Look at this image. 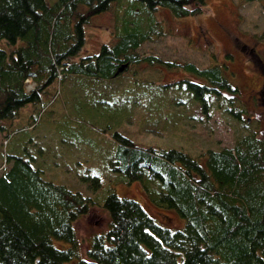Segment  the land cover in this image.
Instances as JSON below:
<instances>
[{
	"label": "trees",
	"instance_id": "obj_1",
	"mask_svg": "<svg viewBox=\"0 0 264 264\" xmlns=\"http://www.w3.org/2000/svg\"><path fill=\"white\" fill-rule=\"evenodd\" d=\"M205 5L206 0H0V133L6 139H0V264H264V137L254 128L245 127L230 146L201 151L202 160L112 131L108 168L125 182L139 179L154 206L173 208L183 218L179 226L156 221L133 197L109 189L95 199L45 176L39 161L45 145L27 142L31 127L49 111L60 78L124 72L139 61L136 46L162 33L158 7L180 17ZM112 7L120 14L110 39L80 54L84 25ZM170 64L189 75L157 82L153 91L166 90L177 103L195 101L199 117L211 106L238 111L230 103L238 89L224 61ZM82 104L71 103L88 110L92 102ZM78 178L91 190L99 185L95 173ZM90 205L104 209L107 219L89 234L81 253L72 221Z\"/></svg>",
	"mask_w": 264,
	"mask_h": 264
},
{
	"label": "rangeland",
	"instance_id": "obj_2",
	"mask_svg": "<svg viewBox=\"0 0 264 264\" xmlns=\"http://www.w3.org/2000/svg\"><path fill=\"white\" fill-rule=\"evenodd\" d=\"M119 14L120 9L112 7L91 17L84 25L80 54L95 51L101 41L110 39ZM155 16L162 33L136 46L139 61L124 72L111 78L85 74L60 78L55 99L46 109L51 114L44 111L31 131L27 129L31 134L27 142L45 145L39 159L45 176L95 199H101L109 189L133 197L156 221L179 226L183 218L173 208L154 206L141 190L139 179L125 182L122 173L108 168L115 147L112 131L137 144L180 148L199 160L206 148L230 146L245 127L264 137V2L206 0L205 8L195 15L176 17L167 8L158 7ZM186 61L197 66L225 62V74L238 89L230 101L233 108L238 106V118L234 110L215 106L199 117L195 101L177 103L168 98L166 90L153 91L157 82L189 75L170 64ZM31 85L27 81L25 87ZM75 99L80 105H92L88 110L84 106L75 109L71 105ZM3 137L0 133L2 143L6 142ZM32 145L29 149L33 151ZM79 173H95L98 187L91 190L78 178ZM106 214L101 207L90 205L72 221L81 253L89 234L104 228Z\"/></svg>",
	"mask_w": 264,
	"mask_h": 264
}]
</instances>
